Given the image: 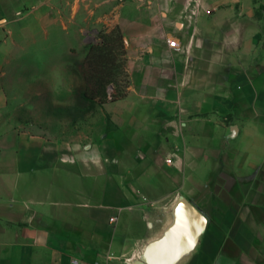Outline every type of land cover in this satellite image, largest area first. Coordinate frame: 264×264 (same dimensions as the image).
Listing matches in <instances>:
<instances>
[{"label": "crops", "instance_id": "0c3cea01", "mask_svg": "<svg viewBox=\"0 0 264 264\" xmlns=\"http://www.w3.org/2000/svg\"><path fill=\"white\" fill-rule=\"evenodd\" d=\"M60 1H41L43 36L74 28L79 13L81 29L119 25L128 84L105 103L110 124L90 131L67 116L66 128L93 132L87 138L29 133L42 131L39 123L0 130V264L110 255L129 264L150 235L152 209L178 194L208 220L186 264H264V0H65L64 15ZM91 4L113 5V19L95 17ZM21 13L0 12V107L11 91L4 65L25 50ZM53 62L25 95L72 107L74 65L61 62L69 68L61 77ZM77 85L84 90L82 74Z\"/></svg>", "mask_w": 264, "mask_h": 264}, {"label": "rangeland", "instance_id": "374dc122", "mask_svg": "<svg viewBox=\"0 0 264 264\" xmlns=\"http://www.w3.org/2000/svg\"><path fill=\"white\" fill-rule=\"evenodd\" d=\"M41 1L46 0H0V12L5 11V14L8 16L18 10L22 12L20 16L17 17V25L22 26L21 31L24 34L22 44H24L25 49L17 52L16 62H13L9 66L7 64L4 65L8 74L3 77L2 83L5 88H11V91H7L10 96L9 100L6 101L8 105L0 107V130L5 131L9 127L17 125L19 129L29 128L31 126H28L30 124L27 123H39L42 125V131H30L29 133L42 134L51 137L61 134L74 139H84L86 135L93 132L90 133L89 131H84L82 129L77 130L76 128L73 131H69L65 126L67 116L73 114L75 124H80L83 120L84 123L91 127L90 131H92L94 127L100 128L104 123L110 124L111 119L108 115L107 106L105 104L98 102L99 99H97L96 102L90 103L84 98L83 90L76 89L80 87L77 85V80L81 78L82 64L90 47L102 42V34L110 33L117 27L121 29V27L109 21L113 19L115 13L112 11L113 5L91 4V7L96 10L95 17L99 13L105 18V20L109 21L108 23L103 25H93L89 28L81 29L80 24L77 25L76 23V21H80L81 13H79V16H77L74 23V28L69 26L70 29L66 32L62 30L60 25L54 26L49 28V37H45L43 36V31L39 28L37 16L48 11L49 8L47 4H42ZM58 6L64 15L66 8L65 0H61L58 3ZM64 22L65 21L63 20V23ZM2 23H4V21ZM122 34L125 49H122L120 43L117 42L115 43L116 48L113 53L116 57L117 63L127 61V40L125 39L123 31ZM2 38L3 37L0 36V39ZM1 43L2 41H0V45ZM9 45H12V43ZM64 46L66 48L61 50ZM3 55L2 50L0 49V59H2ZM55 59H57L59 63L56 67V69L59 70L56 75L61 77L65 76L64 71H69V68H61V62L67 61L69 63V61H72L74 65L73 71L71 74H68V76H72L75 85V95L72 107L69 105V100L61 101L54 98L49 100H35L32 98L33 95L31 93L25 95V93H27L25 92L26 86L29 87L28 89L30 90L34 87L33 84H26V82H29L33 77V79H35V74L39 76L40 73L46 74V72L54 66L53 64L55 62L53 61H55ZM56 64L57 63H55V65ZM13 79L15 82L12 81ZM127 84V73L125 74L122 72L120 75V86L121 89H123V92H125ZM46 86L51 88L49 85ZM52 90L53 89L51 88L49 91L47 90V92H53ZM107 92L109 94L108 100L112 99L115 94L112 85L108 86ZM50 93H47L46 95H49ZM56 128H60L62 131H60V133L54 131ZM5 157H7V155L0 159L1 164H3ZM116 264L122 263L116 261Z\"/></svg>", "mask_w": 264, "mask_h": 264}, {"label": "water", "instance_id": "95a60500", "mask_svg": "<svg viewBox=\"0 0 264 264\" xmlns=\"http://www.w3.org/2000/svg\"><path fill=\"white\" fill-rule=\"evenodd\" d=\"M148 222L150 235L127 260L129 264H186L197 252L208 220L178 194L167 208H153Z\"/></svg>", "mask_w": 264, "mask_h": 264}, {"label": "trees", "instance_id": "16d2710c", "mask_svg": "<svg viewBox=\"0 0 264 264\" xmlns=\"http://www.w3.org/2000/svg\"><path fill=\"white\" fill-rule=\"evenodd\" d=\"M117 42L120 43L122 49H125L123 34L119 27L110 33L102 34V42L91 46L83 61L81 70L85 82L83 95L90 103L99 99L98 102L105 104L124 95L120 86V75L122 72L126 74L127 61L117 63L113 55ZM109 85H112L115 90L110 100H108L107 92Z\"/></svg>", "mask_w": 264, "mask_h": 264}, {"label": "built area", "instance_id": "2783aa9c", "mask_svg": "<svg viewBox=\"0 0 264 264\" xmlns=\"http://www.w3.org/2000/svg\"><path fill=\"white\" fill-rule=\"evenodd\" d=\"M167 44L171 49H178L179 48V42L176 38H167ZM112 222L115 221V218L111 219ZM116 261H121L120 258L114 256V255H110L107 258V262H103V263H92V262H87L84 260H80V259H72L71 262L69 264H116ZM127 263V261H126Z\"/></svg>", "mask_w": 264, "mask_h": 264}]
</instances>
